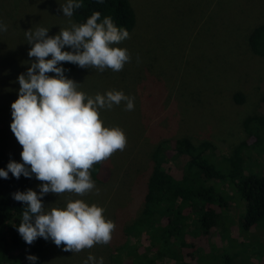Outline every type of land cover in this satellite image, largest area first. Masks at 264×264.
Masks as SVG:
<instances>
[{"label": "rangeland", "instance_id": "374dc122", "mask_svg": "<svg viewBox=\"0 0 264 264\" xmlns=\"http://www.w3.org/2000/svg\"><path fill=\"white\" fill-rule=\"evenodd\" d=\"M130 1L136 26L129 32L130 39L114 45L126 48L131 55V62L122 71L100 72L78 65L67 69L65 62L58 65L87 96L94 98L115 90L134 97L132 111L125 110V102L100 110L105 127L124 131L126 147L101 162L107 167H103L104 172L100 170L95 175L90 170L98 192L93 189L83 196L49 193L42 199L46 211L66 208L69 201L77 199L104 208L106 219L116 225L112 239L107 245L97 244L73 253L65 252V245L57 247L51 239L42 238V264H84L90 254L97 259L103 257L105 264H113V254L125 242V227L142 210L153 168L151 154L161 141L188 138L197 146L209 142L210 158L223 173L231 172L233 165L228 159L239 157L238 152L244 173L264 175V135L249 133L245 123L250 117L264 116V57L256 55L249 45L250 33L264 24V0ZM66 3L67 0H0V23L7 26V31H0V144L17 163H23V148L11 131V105L19 97L18 77L26 75L35 62L28 55L32 46L25 32L44 27L54 37L61 29L71 27L70 20L80 24L73 16H63L60 8ZM62 51L72 49L66 46ZM33 177L39 195L43 182L34 174ZM230 181L227 178L223 182L225 190H231ZM225 209L218 211L229 224L233 240L224 238L219 229L209 235L187 233L186 246L181 247L183 262L222 264V255L239 251L232 264H264V227L241 231L237 204L231 202ZM3 237L0 233L1 258L5 255ZM150 244L151 239L144 235L138 252L148 253ZM175 262L167 257L159 264ZM14 263L20 264L17 260Z\"/></svg>", "mask_w": 264, "mask_h": 264}, {"label": "clouds", "instance_id": "9594fccd", "mask_svg": "<svg viewBox=\"0 0 264 264\" xmlns=\"http://www.w3.org/2000/svg\"><path fill=\"white\" fill-rule=\"evenodd\" d=\"M81 7L79 0H67L60 10L63 16L71 18L74 10ZM70 24L69 29H61L54 37L44 27L25 32L32 46L28 55L35 62L26 75L18 77L19 97L11 105L10 125L23 148V163L11 161L7 171L0 169V177L8 179L9 172L16 179L22 175L31 178L34 174L43 182L39 195L31 189L13 194L16 201L27 205L18 232L28 245L38 238L51 239L57 247L65 245V252L79 253L97 244L110 243L115 223L106 219L105 209L96 204L89 206L77 199L69 201L66 208L46 211L42 199L49 193L83 196L96 189L90 173L93 165L124 150L127 144L122 129L104 126L100 110L125 102V110L132 111L135 104L134 97L122 91H108L94 98L87 96L78 90L80 84L68 79L65 69L58 66L67 62L100 72L122 71L131 62V55L126 48L114 45L130 39L128 30L118 27L110 16L101 19L100 12H94L86 23L75 24L70 20ZM0 31H7V26L0 23ZM66 46L72 51H62ZM27 259L35 264L38 258L29 255ZM84 264H105V261L90 254Z\"/></svg>", "mask_w": 264, "mask_h": 264}, {"label": "trees", "instance_id": "16d2710c", "mask_svg": "<svg viewBox=\"0 0 264 264\" xmlns=\"http://www.w3.org/2000/svg\"><path fill=\"white\" fill-rule=\"evenodd\" d=\"M79 2L82 7L74 10L73 17L80 24L86 23L94 12H100L101 19L110 16L118 27L125 28L128 32L136 26L137 17L130 0ZM249 45L256 55L264 57V24L250 33ZM75 66L65 62L67 69ZM240 98L242 97H238V100ZM245 123L249 133L263 137L264 116L250 117ZM210 147L209 142L197 146L188 138L158 143L151 154L153 168L147 182L142 210L137 219L125 227V242L113 254V264H159L167 257L174 258L175 264H187L183 262L181 255V247L186 246L187 233L195 236L209 235L214 229H219L224 238L232 241L229 224L218 211L221 209L225 212L231 202H235L239 208L241 231L249 232L254 227H264V175L244 173L238 152L236 155L240 158L228 159L230 165H233L231 172L223 173L217 168L218 163L210 158ZM11 161L13 160L0 144V169L7 171V165ZM104 166L97 163L91 170L96 175L100 170L105 171ZM98 177L99 175L96 176L97 179ZM227 178L231 179L230 185L228 184L230 191L225 190L223 184ZM33 181V175L31 178L22 175L16 179L10 172L8 179L0 177V233L4 235L5 244V255L0 257V264H15V260L20 264H32L27 259L29 255L38 258L35 264L43 263L45 247L42 238L28 245L18 232L22 213L27 205L13 198L16 192H26L29 189L35 191ZM189 221L191 225L188 224ZM144 235L151 239V248L148 253L140 254L138 251ZM15 251L18 253L15 254ZM238 254L239 251L227 255L228 257L222 255V264H232Z\"/></svg>", "mask_w": 264, "mask_h": 264}]
</instances>
